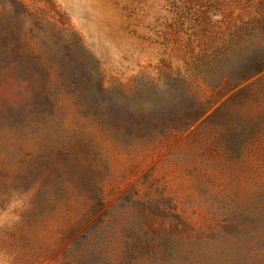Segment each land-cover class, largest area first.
Masks as SVG:
<instances>
[{"label":"rangeland","instance_id":"374dc122","mask_svg":"<svg viewBox=\"0 0 264 264\" xmlns=\"http://www.w3.org/2000/svg\"><path fill=\"white\" fill-rule=\"evenodd\" d=\"M22 1L27 23L0 0V264L263 262L264 0ZM48 22L93 57L107 125L14 128L38 69L15 38L54 55Z\"/></svg>","mask_w":264,"mask_h":264},{"label":"trees","instance_id":"16d2710c","mask_svg":"<svg viewBox=\"0 0 264 264\" xmlns=\"http://www.w3.org/2000/svg\"><path fill=\"white\" fill-rule=\"evenodd\" d=\"M14 2L20 5L19 14L24 17L27 23L30 17L29 11L32 8L22 0H14ZM42 20L45 19L43 15H40L35 24ZM48 23L54 28V45L58 46L54 55L51 54L52 52L47 47L46 41L44 47L48 55H45L42 51L26 48L20 37L15 38L17 43L14 51L15 55L28 59L33 58L38 69L31 73L36 82L32 94V104L29 102L28 106L23 108V111L18 115V126L14 128L22 131V134L47 130L60 126L59 115L64 116L71 111L74 112L75 116H84L97 120L101 125H107L103 122L107 118L99 113L96 101H92L90 97L91 93L98 91L102 94L103 91L99 79L101 73L97 64L93 61V57L78 43L72 33L67 36L68 42L61 39L60 35H66L67 33L66 28L60 29L55 24ZM47 40L49 41L50 38H47ZM1 54H3V51H0ZM85 65L88 66L86 69L83 67ZM24 70L26 73L29 72L26 69ZM172 259L173 256L167 257L162 261V264H212L197 256L185 257L180 261ZM213 264H264V261L253 263L229 259L224 262H213Z\"/></svg>","mask_w":264,"mask_h":264}]
</instances>
